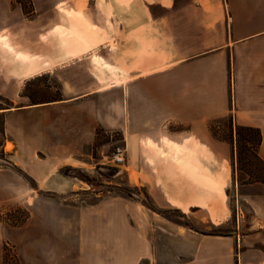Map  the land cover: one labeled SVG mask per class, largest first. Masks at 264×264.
<instances>
[{
	"label": "crops",
	"instance_id": "1",
	"mask_svg": "<svg viewBox=\"0 0 264 264\" xmlns=\"http://www.w3.org/2000/svg\"><path fill=\"white\" fill-rule=\"evenodd\" d=\"M33 1L36 14L27 16L0 0V93L14 98L17 83L57 78L59 97L26 108L34 146L84 145L92 120L122 130L137 162L157 163L149 178L188 171L205 189L213 162L229 156L213 139V118L233 115L264 136V0ZM153 3L162 14L155 29ZM169 193L162 186L167 200L190 199ZM104 205L82 214L79 228L98 264L151 257L153 244L125 204Z\"/></svg>",
	"mask_w": 264,
	"mask_h": 264
},
{
	"label": "rangeland",
	"instance_id": "2",
	"mask_svg": "<svg viewBox=\"0 0 264 264\" xmlns=\"http://www.w3.org/2000/svg\"><path fill=\"white\" fill-rule=\"evenodd\" d=\"M195 1L198 6L210 2ZM23 2L24 7L19 0L11 6L35 16L34 1ZM156 5L147 9L153 29L162 15ZM16 87L14 98L0 93V264H98L91 235L80 242L81 216L91 215L98 204H106L107 212L117 201L125 204L126 216L133 213L137 230L146 231L153 244L152 256L139 264H264V183L250 181L239 168L230 115L209 123L213 139L227 144L229 156L213 162L211 176L204 177L210 188L204 189L188 171L183 179L149 178L147 167L154 171L157 163L137 162L122 130L92 120L85 123L84 145L34 146L26 108L59 97L60 83L44 75ZM118 147L126 151L120 164L113 160ZM162 186L170 196L190 199L167 200ZM193 192L197 197L189 196ZM83 244L89 247L83 250Z\"/></svg>",
	"mask_w": 264,
	"mask_h": 264
},
{
	"label": "trees",
	"instance_id": "3",
	"mask_svg": "<svg viewBox=\"0 0 264 264\" xmlns=\"http://www.w3.org/2000/svg\"><path fill=\"white\" fill-rule=\"evenodd\" d=\"M21 4L23 0H19ZM34 13V8L31 10ZM27 16H30L27 14ZM232 128L237 133V144L233 146V156L238 158L239 168L250 175V181L264 183V158L259 152L264 136L262 130L253 125L235 124L234 116L230 115ZM232 143L234 140H231ZM237 147V148H236Z\"/></svg>",
	"mask_w": 264,
	"mask_h": 264
},
{
	"label": "built area",
	"instance_id": "4",
	"mask_svg": "<svg viewBox=\"0 0 264 264\" xmlns=\"http://www.w3.org/2000/svg\"><path fill=\"white\" fill-rule=\"evenodd\" d=\"M113 160L120 164L126 161V151L122 147H118L117 151L114 153Z\"/></svg>",
	"mask_w": 264,
	"mask_h": 264
}]
</instances>
